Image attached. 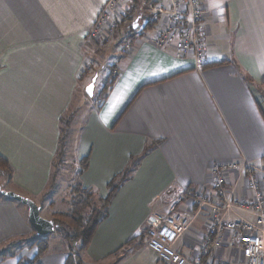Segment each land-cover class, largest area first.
Wrapping results in <instances>:
<instances>
[{"label":"crops","instance_id":"obj_1","mask_svg":"<svg viewBox=\"0 0 264 264\" xmlns=\"http://www.w3.org/2000/svg\"><path fill=\"white\" fill-rule=\"evenodd\" d=\"M108 1L0 0V155L13 165L15 192L23 197L44 192L61 117L70 109L76 114L78 94L81 102L88 97L80 75L88 57L105 48L83 47ZM201 3L207 10V64H219L204 70L152 43L164 22L149 0H125L113 16L118 24L121 15L132 19L134 33H115L132 49L119 52L113 68L118 79L108 98L93 102L80 119L79 154L89 155L90 165L76 183L105 197L116 175L127 169L132 174L79 254L83 264H163L147 245L146 220L176 212L197 214L176 244L182 255L196 256L212 220L210 208L198 213L197 199L215 201L209 176L216 164L254 162L264 192V0ZM236 186L238 197L252 204L247 181ZM243 215L253 220L260 212ZM35 233L29 210L0 196V264H65L70 244L54 233L38 260ZM16 242L24 246L8 250ZM206 259L236 264L243 257L228 235Z\"/></svg>","mask_w":264,"mask_h":264},{"label":"built area","instance_id":"obj_2","mask_svg":"<svg viewBox=\"0 0 264 264\" xmlns=\"http://www.w3.org/2000/svg\"><path fill=\"white\" fill-rule=\"evenodd\" d=\"M125 0H109L103 7L88 38L110 42L115 36L118 22L113 18ZM150 6L164 22L163 28L156 33L152 43L164 49L173 50L178 58H192L197 65L207 63L209 53V31L205 24L206 8L201 0H149ZM121 20L125 18L121 15ZM131 41L121 47L126 54L132 49ZM95 62H88L83 71L91 69ZM90 71V70H89ZM258 168L254 162L222 163L213 166L209 180L215 190V201L210 202L198 197V213L204 208L212 212L209 233L196 256L186 257L177 249L180 237L192 226L196 215L173 213L165 218L151 215L146 220L148 247L166 264H230L214 259H206L212 247L220 246L228 235L240 247L241 256L236 264H264V192L257 179ZM236 175L235 185H229L230 176ZM241 178L247 181L252 192L253 203L237 195V184ZM260 212L251 220L244 212Z\"/></svg>","mask_w":264,"mask_h":264},{"label":"trees","instance_id":"obj_3","mask_svg":"<svg viewBox=\"0 0 264 264\" xmlns=\"http://www.w3.org/2000/svg\"><path fill=\"white\" fill-rule=\"evenodd\" d=\"M125 18L126 19L124 21L118 24L117 31L123 32L124 30H127L129 33H134V31H132V19L128 16ZM155 23L156 22H154L152 26H154ZM152 26L150 25V27ZM225 64H227V62ZM218 65L219 64L206 63L203 64L201 68L204 70L210 67H216ZM83 76L84 74H81L80 78H83ZM117 79L118 74L112 69L105 81V86L101 93V97L103 98L101 100L105 101L108 98ZM74 116V110L70 109L69 112H66L61 117V132L58 151L56 153L55 159L58 155H63V147L65 145L66 139L68 138L70 124L72 123ZM79 163L80 166L78 176L80 177L89 169L90 156L87 155L86 157H83ZM53 165L55 166V163H53ZM129 172L130 170H126L122 175H116L109 182L107 186L108 193L105 197L97 196L91 189L84 188L80 183H76L74 186H72L70 191L72 194L70 210L68 212L54 211L52 213L51 221H53L55 224L56 232L63 235L64 239L70 244L73 251L72 255L66 259L65 264H83L82 260L79 258V254L89 247L99 225L104 219L108 217L110 210L109 207L119 192L122 183L130 176ZM0 176L6 177L7 181L8 178L12 180L14 176L11 164L2 155H0ZM50 179V185H52L50 188H52L54 180L53 172L51 173ZM0 190L5 191L2 187H0ZM144 234H146V232H144ZM34 246L38 248V260L39 257L47 253L49 250L48 244L42 240L35 241L33 247ZM35 261L37 260L21 264H35Z\"/></svg>","mask_w":264,"mask_h":264},{"label":"rangeland","instance_id":"obj_4","mask_svg":"<svg viewBox=\"0 0 264 264\" xmlns=\"http://www.w3.org/2000/svg\"><path fill=\"white\" fill-rule=\"evenodd\" d=\"M142 29L143 28L141 27L139 28V30ZM124 41L125 38L118 35L116 37L113 36V39L110 42H103L100 39H96V40L88 39V43L86 42V44H84L83 47L84 52L86 51V47H88V44L94 45V43L100 44L101 48H105V49L99 52H95L93 55L88 57L89 62L90 61L95 62V65L91 67V69H89L90 71L87 69L85 72L82 73L85 76V77L83 76L84 78L82 82L87 87L91 83L92 79L95 76H98L94 91V97L90 98L88 96L87 98L84 99L83 102H81V99L78 94L77 99H74L73 107H75L77 111L73 118L72 123L70 124L69 135L63 147L64 152L63 155L57 156L54 162L55 163L54 169H51V171L54 173L53 187L50 188L52 186L50 185L52 179L51 178L49 179L48 185L46 186L42 194L38 196L32 195L31 200H33L37 205H40L41 207L40 214L44 219L48 217V209H50L48 206L50 205H53L51 206L53 207L52 211L68 212L71 208L72 194L70 191L72 186H74L75 183L78 181L79 166H80L79 162L83 158V154L82 153L79 154L80 142H81V128L83 124V121H81L80 119L86 116V114L89 111V108L92 107L93 102H97L98 100H101L103 98L101 97V93L104 89L105 81L109 76L110 72L112 71V69L117 64V58L119 57V52H121V46L124 43ZM101 102L102 100L98 102V105ZM134 161L137 162L138 158H136ZM127 170H130L129 173L132 174L131 169H127ZM13 172L15 173L14 169ZM6 181H7L6 177L0 176V187L8 191L14 189V191L11 192L16 193L15 190L17 189H15L13 179L10 180L8 178V181L7 182ZM128 182L129 180L127 181V183ZM18 191L20 192V189H18ZM0 196H4L1 190H0ZM19 204L22 208L28 210V207H26L21 203ZM111 206L109 207V209H111ZM55 234H59L60 237L64 239L63 235H61L60 233L55 231ZM52 236L53 235L39 237L37 236L36 233L34 234V238L36 239V241L42 240L49 242L50 244H52V242L49 241L50 238H52ZM20 246L21 247L24 246V242L22 243L16 242L15 244L8 246V250L12 249L11 251L13 252L17 249H20L19 248ZM162 263L165 264L164 262Z\"/></svg>","mask_w":264,"mask_h":264},{"label":"water","instance_id":"obj_5","mask_svg":"<svg viewBox=\"0 0 264 264\" xmlns=\"http://www.w3.org/2000/svg\"><path fill=\"white\" fill-rule=\"evenodd\" d=\"M98 76H95L91 83L85 88L86 94L90 97H94V91H95V86H96V81H97ZM89 88L91 90L89 91ZM3 195H5L8 199H11L13 201L19 202L25 206L28 207L29 210V222L33 229L35 230L37 236L39 237H44L48 235H52L56 231V227L53 221L44 219L40 212H41V207L37 205L33 200L22 197L14 192L11 191H2Z\"/></svg>","mask_w":264,"mask_h":264},{"label":"snow or ice","instance_id":"obj_6","mask_svg":"<svg viewBox=\"0 0 264 264\" xmlns=\"http://www.w3.org/2000/svg\"><path fill=\"white\" fill-rule=\"evenodd\" d=\"M91 90V88H89V91Z\"/></svg>","mask_w":264,"mask_h":264}]
</instances>
